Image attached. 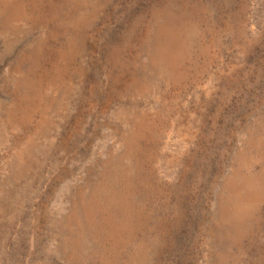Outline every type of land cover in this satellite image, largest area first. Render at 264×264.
I'll list each match as a JSON object with an SVG mask.
<instances>
[{
  "label": "rangeland",
  "instance_id": "obj_1",
  "mask_svg": "<svg viewBox=\"0 0 264 264\" xmlns=\"http://www.w3.org/2000/svg\"><path fill=\"white\" fill-rule=\"evenodd\" d=\"M0 264H264V0H0Z\"/></svg>",
  "mask_w": 264,
  "mask_h": 264
}]
</instances>
